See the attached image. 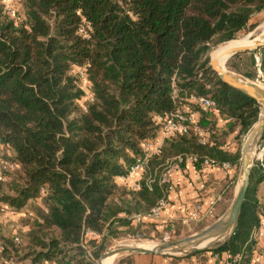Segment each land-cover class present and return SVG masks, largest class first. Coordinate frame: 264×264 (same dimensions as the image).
Masks as SVG:
<instances>
[{
	"label": "trees",
	"instance_id": "obj_1",
	"mask_svg": "<svg viewBox=\"0 0 264 264\" xmlns=\"http://www.w3.org/2000/svg\"><path fill=\"white\" fill-rule=\"evenodd\" d=\"M21 8L13 19L0 0V144L11 155L0 163V212L33 204L27 215L45 234H30L22 252L20 243L0 239L1 264H96L109 237L166 198L169 184L146 180L175 157L240 169L242 142L262 109L221 81L209 55L251 32L264 0H21ZM84 22L88 38L79 33ZM256 53L245 52L264 81V54ZM74 67L86 69L91 100ZM190 96L215 101L232 119L234 153L210 140L200 144L215 122ZM178 105L197 111L198 123L165 142L139 190L119 185L142 144L161 134L155 117ZM3 162L16 168L3 170ZM256 177L264 180V160L252 168L233 232L210 250L230 264L253 262L264 218Z\"/></svg>",
	"mask_w": 264,
	"mask_h": 264
},
{
	"label": "crops",
	"instance_id": "obj_2",
	"mask_svg": "<svg viewBox=\"0 0 264 264\" xmlns=\"http://www.w3.org/2000/svg\"><path fill=\"white\" fill-rule=\"evenodd\" d=\"M185 109H187L194 124H197L200 114L187 106ZM209 113H211V119L215 122L216 130L212 135L209 133L203 134V138L207 142L210 140L211 144L214 142L219 144L223 150L229 153H234L237 148L235 140L237 132L228 128V122L232 121V119H226L218 110L216 112L209 111ZM175 158L169 163L171 167L168 174L170 189L166 196L168 206L162 211L160 218H143L141 221L133 220L130 226L121 228L123 232L132 229L141 230L144 236L147 234L150 238H155V236L159 235L163 239L165 234L172 237L180 229H186L198 224L209 225L213 220L219 219L229 210L240 188V169L238 170L230 163H228V167L223 165H204L203 163L197 165V160L192 161L189 159L179 164V167H175ZM117 182L122 185L119 178H117ZM254 182L257 186L256 197L258 202L260 205H264V180L259 182L258 177H256ZM212 202H214L213 214L208 215L207 212ZM198 207H200L202 217L199 220H190L184 224L183 220L188 219ZM27 209L12 214H16L15 216L17 217L27 216L29 214ZM257 258H261L262 264H264V236L257 239L253 262ZM212 260L215 264H227L226 256L218 257L212 254ZM114 264H193V262L177 260L170 255L130 254L119 257ZM202 264L204 263L202 262Z\"/></svg>",
	"mask_w": 264,
	"mask_h": 264
},
{
	"label": "rangeland",
	"instance_id": "obj_3",
	"mask_svg": "<svg viewBox=\"0 0 264 264\" xmlns=\"http://www.w3.org/2000/svg\"><path fill=\"white\" fill-rule=\"evenodd\" d=\"M9 2H10L9 6L11 7V9L9 10L10 12L6 9L7 3L4 0L5 10L11 18L16 19V14L21 13V10H22L21 0H10ZM251 22L256 27L251 32L238 36L236 38L237 40L235 39V41H233V42H236V41L238 42V41H241L245 38L254 39L257 36H259V34H262L264 31V30L262 31V29L264 27V12L257 13L252 18ZM233 42H231V43H233ZM231 43H229V44H231ZM229 44H227V45H229ZM217 50H218V48H217ZM214 51H216V49L213 50L209 55L210 60H211V55ZM259 53L264 54V50H262V49L258 50L256 53L257 57L261 58L260 57L261 55ZM225 67H226V70L228 72H230L234 75L243 77V78L247 79L249 82H252L256 85H259L262 89H264L263 75L258 73L257 67L255 66V63L252 61L250 54L244 53V54L238 55L235 58H231V59L229 58L226 62ZM246 76L252 77V79H249ZM86 90H88L87 87H86ZM247 136H248V134L245 136V138L242 142V146H243L244 141L246 140ZM263 141H264V136L257 143L256 148H255L256 151L254 149L255 156H254V158L252 157V164L253 165H255V163L257 161L256 156L259 154L260 150L262 149ZM241 150H242V148H241ZM10 156L11 155H10V153H8V151L0 150V163L2 162L3 159H9ZM241 158H242V154H241ZM240 166H241V161H240ZM4 184H8V182H6ZM263 188H264V185H263ZM5 189H7V187H5ZM27 208H28L27 210L30 212L33 208V204L29 205ZM15 215L16 214H12L11 212H0V239L3 242V244L8 245L9 243H12L16 237L19 238L20 244L16 245V247L18 248L19 252H22L23 249L26 248V246L28 244V241H29L28 236L30 234L35 233V234H38L39 236L43 237L45 233H43V232L39 233L38 232V228L35 226L33 220L28 215L23 216V217H17ZM214 221H216V220H213V222ZM213 222H211V224ZM209 225L198 224V225L186 228V229L177 230L175 232V234L169 238L168 242L174 241V240H180V239L189 237L191 235H194V234L200 232L201 230H203L204 228L208 227ZM54 233L56 235H58V232H54ZM229 236L230 235H227L221 241L213 240V241H208V242L203 243L201 245V247H205V246L206 247L208 246V247L206 250H204L202 252L193 253V254L187 255V256L180 254V255L174 256V257L183 258L182 260H189V261L193 262V264H196V263L202 264V262L204 264H207V263L208 264H215L212 260V251H210V250H212L216 246L223 243ZM163 242H164V240H162L161 236H159V235L155 236V238H150L147 234L144 236L141 230L137 231V230L132 229V230H129L127 232H119L118 234H115L113 237L112 236L109 237L106 241V245H105L106 249L103 252H101V254L107 250H113V249L125 247V246H132L133 245V246H144V247L149 246V247H151V246H154L155 244H160ZM166 256H168V255H166ZM97 260H96V262H97ZM115 260L113 261L112 264L115 263ZM196 260H197V262H196ZM20 264H30V262H29V260H26L24 262H20Z\"/></svg>",
	"mask_w": 264,
	"mask_h": 264
},
{
	"label": "built area",
	"instance_id": "obj_4",
	"mask_svg": "<svg viewBox=\"0 0 264 264\" xmlns=\"http://www.w3.org/2000/svg\"><path fill=\"white\" fill-rule=\"evenodd\" d=\"M5 1L7 3L6 9L9 11L11 9V7L9 6L10 0H5ZM89 31H90V27L87 23L85 24V22L79 28V33L85 38L89 37ZM72 72L76 75V77L78 78L80 82L81 88L85 91L86 99L91 100L92 85L87 79L86 69L83 67H74ZM86 87L88 90H86ZM175 98H176V92H175ZM188 102L193 103L203 108L206 111H211V112L217 111V105L215 101L209 98L190 96V98L188 99ZM185 107L186 105L185 106L178 105V107L175 108L174 111L155 117L157 124L161 126V134L159 138L146 141L142 144V154L135 159L133 165L129 168L126 175L118 177L122 186H125L127 189L132 190V191L139 190L141 187V182H142L143 177L147 175L149 171V168H150L149 165H150L151 160L160 154L163 144L167 140L173 137H176L178 135L187 134L190 131L191 125L194 124V122L190 114L188 113L187 109H185ZM207 143L208 142L204 138H202V140L200 141V144L202 145H205ZM2 149H3V146L0 144V150ZM186 159L196 161L197 157L190 156V157H187ZM185 160L182 157L175 158V161H176L175 167H179V164H181ZM256 160L259 162L264 160V141L262 144V149L257 155ZM203 164L204 165L210 164L212 166H220V164H218L217 162L210 161V160H204ZM222 165L226 167L229 166L228 163H224ZM15 168L16 166L14 164H11L8 162L2 163L3 170L12 171ZM170 168L171 167L169 164L168 168L164 172L158 173L157 170H155L154 173L148 175L146 184L148 186H151V184L154 183L157 179L159 181V184H166V183L168 184V174H169ZM169 189H170V186H168V191ZM210 205H211L210 209L207 212L208 215L213 214L214 202H212ZM167 206H168V202L166 198H163L160 200L158 205L155 206L148 214L144 216H140V215L134 216L133 220L141 221L143 218L158 219L160 218L162 211L165 210ZM201 217L202 215L200 212V207H198V209L195 212H193L189 216L188 219L183 220V223L186 224L190 220H199ZM92 235L96 236V234H92ZM261 236H264V218L261 219L258 229L255 232L256 240L258 239V237H261ZM169 238H170L169 235L165 234L162 240L168 241ZM14 241L16 244L20 243V239L17 237L14 239ZM238 259H239V256L234 257L232 260V263L237 262ZM8 264H12V262H9ZM227 264H230V263L227 262ZM253 264H262V259L257 258V260L253 262Z\"/></svg>",
	"mask_w": 264,
	"mask_h": 264
},
{
	"label": "water",
	"instance_id": "obj_5",
	"mask_svg": "<svg viewBox=\"0 0 264 264\" xmlns=\"http://www.w3.org/2000/svg\"><path fill=\"white\" fill-rule=\"evenodd\" d=\"M264 49V41L257 42L248 47H242L237 49L232 55L229 56L231 58L235 54L245 53V52H254ZM216 60H210V66L213 71L218 75L222 82L229 85L230 87L246 94L253 100H255L261 107L262 112L260 113V117L258 122L253 126L252 130L248 133L246 140L242 146V158H241V181L240 188L236 198L234 199L229 210L219 219L214 221L208 227L204 228L200 232L191 235L189 237L174 240V241H164L160 244H155L152 247H141V246H125L116 248L113 250H107L100 255V258L97 260V264H103L104 261L108 259H113V261L121 256L130 255V254H144V255H170V256H178L183 254L184 256L191 255L193 253H199L207 249V247H201V245L208 241L218 240L221 241L227 235H231L233 232L241 209L243 207L246 194L248 192L250 186V178L252 173V159L251 155L256 148L259 140L264 136V101L259 95L257 91L254 89L236 83L231 78L227 77L223 71L218 70L216 65ZM257 132L256 135H252V133ZM259 137V140H258Z\"/></svg>",
	"mask_w": 264,
	"mask_h": 264
},
{
	"label": "bare ground",
	"instance_id": "obj_6",
	"mask_svg": "<svg viewBox=\"0 0 264 264\" xmlns=\"http://www.w3.org/2000/svg\"><path fill=\"white\" fill-rule=\"evenodd\" d=\"M263 30H264V27H263L262 31ZM260 41H264V31H263L262 34H259V36H257L254 39L245 38V39H243L241 41L233 42V43H231L229 45H226V46L214 51L212 53V55H211V59L217 61L215 67L218 70L223 71L226 74L227 77L231 78L236 83L242 84V85H246V86L254 89L255 91H257L259 93V95L261 96V98L263 99V101H264V89H262L259 85H256V84H254L252 82H249L247 79H245L243 77H240V76H237V75H234V74L228 72L226 70V67H225L226 62L229 59V56L232 55V53L235 52L237 49L242 48V47L251 46V45H253V44L257 43V42H260ZM252 135L253 136L254 135L257 136V132L252 133ZM258 140H259V137H258ZM255 151H256V149H255ZM254 156H255V152L251 155V159H252V157L254 158ZM141 247H144V246H141ZM112 263H113V259H108V260L104 261L103 264H112Z\"/></svg>",
	"mask_w": 264,
	"mask_h": 264
}]
</instances>
